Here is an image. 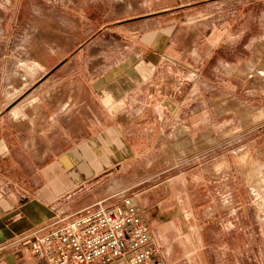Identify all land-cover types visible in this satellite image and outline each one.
Instances as JSON below:
<instances>
[{
    "label": "rangeland",
    "instance_id": "rangeland-1",
    "mask_svg": "<svg viewBox=\"0 0 264 264\" xmlns=\"http://www.w3.org/2000/svg\"><path fill=\"white\" fill-rule=\"evenodd\" d=\"M155 33L181 55L177 67L249 80L223 85L221 101L211 81L205 110L185 116L189 130L173 124L126 172L136 182L126 194L169 181L191 225L207 228L209 264H264V0H0V66L21 92L61 61L79 75L108 69Z\"/></svg>",
    "mask_w": 264,
    "mask_h": 264
},
{
    "label": "crops",
    "instance_id": "crops-1",
    "mask_svg": "<svg viewBox=\"0 0 264 264\" xmlns=\"http://www.w3.org/2000/svg\"><path fill=\"white\" fill-rule=\"evenodd\" d=\"M167 40L157 33L143 37L137 53L121 55L95 74L79 75L61 61L22 92L0 66V264H49L32 253L24 236L57 220H75L99 199L119 203L136 184L127 183L126 172L173 124L189 130V109L197 104L196 110H205L203 94L211 81L219 101L223 85L235 92L240 79L248 83L245 73L223 78L219 72L207 80L200 69L179 68L181 55L167 53ZM6 57L0 54V61ZM15 96L22 100L11 102ZM131 200L163 248L161 264H209L204 253L212 245L202 220L215 216L197 215L202 224L193 227L166 180ZM178 251L181 258L173 256Z\"/></svg>",
    "mask_w": 264,
    "mask_h": 264
},
{
    "label": "built area",
    "instance_id": "built-area-1",
    "mask_svg": "<svg viewBox=\"0 0 264 264\" xmlns=\"http://www.w3.org/2000/svg\"><path fill=\"white\" fill-rule=\"evenodd\" d=\"M102 198L75 220H57L24 236L49 264H161L162 251L129 196Z\"/></svg>",
    "mask_w": 264,
    "mask_h": 264
}]
</instances>
